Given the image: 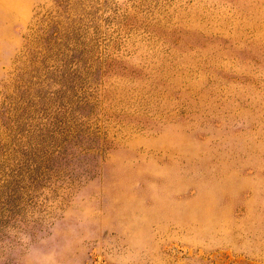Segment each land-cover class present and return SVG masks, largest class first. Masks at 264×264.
<instances>
[{"label": "rangeland", "instance_id": "374dc122", "mask_svg": "<svg viewBox=\"0 0 264 264\" xmlns=\"http://www.w3.org/2000/svg\"><path fill=\"white\" fill-rule=\"evenodd\" d=\"M0 264H264V0H0Z\"/></svg>", "mask_w": 264, "mask_h": 264}]
</instances>
